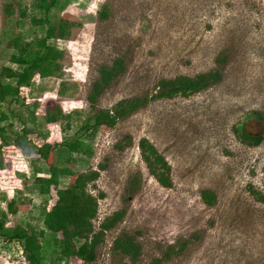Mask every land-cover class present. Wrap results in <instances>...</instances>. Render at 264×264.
Instances as JSON below:
<instances>
[{
	"label": "rangeland",
	"instance_id": "374dc122",
	"mask_svg": "<svg viewBox=\"0 0 264 264\" xmlns=\"http://www.w3.org/2000/svg\"><path fill=\"white\" fill-rule=\"evenodd\" d=\"M31 0H0V67L10 64L2 32L20 34L29 40ZM107 3L111 16L97 21V12ZM13 16L8 18L5 6ZM19 9H28L23 27L15 26ZM64 13L81 23L68 40L50 43L62 52L60 72L43 78L38 73L27 91V102L0 105L6 120L0 138V210L6 226L30 225L42 229L43 207L52 205L57 190L69 179L62 177L48 196L33 191L36 173L26 152L13 146V136L23 128L32 130L33 144H60L71 137L88 115L86 94L95 69L125 55L126 71L106 89L98 107L151 94L159 80L205 73L220 66L222 81L188 98L157 100L138 110L113 129L101 127L89 148H78L64 160L57 152L51 161L74 172L99 169L93 195L98 199L94 220L99 224L123 209V219L110 231L91 264H129L111 252L121 233L136 235L141 246L140 264L160 258L168 245L191 239L186 249L162 264H264V0H69ZM58 10L52 14L61 16ZM225 58L218 65L217 59ZM30 99L37 101L33 125L27 113ZM60 108L72 113L69 124H46L45 111ZM255 114L261 115V119ZM244 124L246 131L261 137L258 146L241 144L233 132ZM146 138L171 166L173 187L162 189L148 175L139 156L138 142ZM118 146L121 148L119 149ZM67 160V162H66ZM40 176L47 166L36 164ZM137 175L140 188L127 193L129 179ZM137 179V180H138ZM216 195L213 207L202 204L200 193ZM17 202L16 214L7 204ZM195 235V236H194ZM194 236V237H193ZM53 258L56 255L51 251ZM49 263L48 261H46ZM0 264H28L18 243L0 239ZM61 264H65L62 262ZM68 264H83L70 258Z\"/></svg>",
	"mask_w": 264,
	"mask_h": 264
},
{
	"label": "trees",
	"instance_id": "16d2710c",
	"mask_svg": "<svg viewBox=\"0 0 264 264\" xmlns=\"http://www.w3.org/2000/svg\"><path fill=\"white\" fill-rule=\"evenodd\" d=\"M31 12H41L42 17L34 15L29 17V24L43 31L42 35L31 31L30 39L25 40L20 34L2 32L5 38L6 48L11 50L9 56L11 66L0 67V105L7 103H18L20 98L27 102V89L37 73L43 77H53L60 72L58 61L62 52L52 45V40H68L73 28L81 27L80 22L69 20L68 13H64L65 6L69 0H31ZM53 10L64 13L61 16L52 14ZM28 9H19L18 20L15 26L27 24ZM111 10L107 3L103 4L97 12V21L105 22L111 16ZM5 14L10 18L13 16V9L10 5L5 6ZM125 55L115 57L110 64H100L95 69V76L90 81L86 102L89 107L88 115L82 120L80 127L71 137L63 138L60 144L51 143L45 137L41 144H33L28 136L33 129L23 128L20 134L13 136V146L20 149L30 158L32 169L36 173L33 179V191L40 197L48 196L52 187H57L62 177L68 178L69 183L63 189L57 190L55 202L43 207V228L37 229L30 225L14 227L6 226V213L0 210V239L10 243H18L22 249V255L28 264H68L70 258H76L83 264H91L96 259V253L104 242L107 231L112 230L123 219V209L114 212L106 217L96 228L94 220L98 212V199L103 195L99 193L94 196L96 181L99 178V169H88L84 172H74L70 167H59L51 159L56 157L57 152L64 154V160L78 148H89L88 142L93 139L101 127L113 129L118 122L134 115L138 110L157 100H173L176 98H188L201 93L208 88L220 83L223 78V71L220 66L205 73L189 76H177L173 79L159 80L151 94L145 93L122 99L110 108L98 107L99 100L111 84L122 77L126 71ZM218 65L225 62V58L217 59ZM31 107L27 109L30 122L35 124V111L39 108L37 101L30 99ZM72 113L65 114L56 107L53 111H45L40 116L46 124L66 122L69 124ZM261 119V115L255 114ZM0 120H6L4 113H1ZM5 129L0 128V138L5 141L3 134ZM234 134L241 144L255 147L261 142V137L252 135L246 131L244 124L233 129ZM3 141V142H4ZM7 144L6 142H4ZM120 149L121 147L118 146ZM139 156L148 175L162 189L173 187L171 166L155 146L146 138L138 142ZM40 161L47 166V176H40V169L36 164ZM67 162V160H66ZM99 170V171H98ZM137 175L132 176L127 183V193L135 194L140 188V180ZM257 200L264 202V196L253 193ZM201 202L207 207H213L216 203V195L210 190L200 193ZM17 202L10 201L7 204V211L16 214ZM195 236V235H194ZM193 236V237H194ZM191 239H181L176 244H170L162 253L160 258L153 259L148 264H162L170 260L173 255L180 254L188 246ZM51 251L55 258L49 257ZM111 252L120 255L129 261V264H140L141 246L136 235L121 233L112 242ZM48 261L49 263H47Z\"/></svg>",
	"mask_w": 264,
	"mask_h": 264
}]
</instances>
